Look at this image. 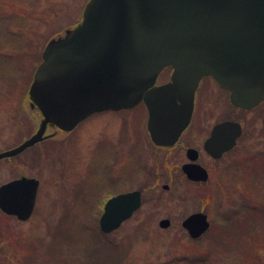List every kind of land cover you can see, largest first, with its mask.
<instances>
[{"label":"rangeland","instance_id":"obj_1","mask_svg":"<svg viewBox=\"0 0 264 264\" xmlns=\"http://www.w3.org/2000/svg\"><path fill=\"white\" fill-rule=\"evenodd\" d=\"M86 1L0 0V123L8 131L19 125L26 136L37 128L42 115L30 106L27 91L40 52L80 20ZM144 118L136 109L109 110L83 120L71 132L54 125L47 129L51 142L41 143L35 159H25L23 166L25 174L39 179L33 214L23 222L2 220L6 244L0 264H264V163L239 165L243 201L232 196L231 202L246 203L247 211H239L240 218L226 225L219 224L201 196L210 184L181 180L177 193L170 186L153 201L148 177L164 169L157 187L169 183L168 167L177 171L179 147L156 148ZM246 151H260L259 141L243 139L217 164L207 163L216 176L220 166ZM134 187L145 192L140 210L116 230L102 233V203L115 190ZM202 204L213 224L192 239L180 222ZM149 216L151 223L139 227ZM162 217L171 220L166 228L158 224Z\"/></svg>","mask_w":264,"mask_h":264},{"label":"water","instance_id":"obj_2","mask_svg":"<svg viewBox=\"0 0 264 264\" xmlns=\"http://www.w3.org/2000/svg\"><path fill=\"white\" fill-rule=\"evenodd\" d=\"M172 67L170 80L154 85ZM212 76L238 106L264 97V0H88L81 20L42 50L29 85L30 100L42 119L37 131L13 150L39 141L47 124L71 130L96 112L131 108L142 101L151 140L171 145L189 122L199 80ZM240 125L223 121L205 148L218 157L230 149ZM192 179L205 180L200 165L185 164ZM38 179L22 177L0 187V208L27 219L34 208ZM140 205L137 190L110 196L98 218L110 232ZM168 227L170 220H159ZM196 211L181 222L192 238L209 227Z\"/></svg>","mask_w":264,"mask_h":264},{"label":"flooded vegetation","instance_id":"obj_3","mask_svg":"<svg viewBox=\"0 0 264 264\" xmlns=\"http://www.w3.org/2000/svg\"><path fill=\"white\" fill-rule=\"evenodd\" d=\"M170 72L171 67H166L165 69H163V71H161V73L158 75L155 85L169 81ZM29 104L32 108L36 107L31 102V100ZM130 109H136L137 111H140L142 115L145 116L143 125L146 129L147 110L143 102H139L137 105ZM207 119L210 121H207ZM223 121H233L239 123L240 134L236 138L235 144L230 149L223 151L218 157H215L206 150L205 143L206 140L210 138L213 127ZM39 124L33 132L24 136L22 133L23 129L20 128L19 125H17L14 130L8 131L6 124L0 123V153L13 150L14 148L18 147L37 131ZM49 127H51V124H48L46 126L39 141L35 142L30 146H27L19 152L0 157V187L14 180H18L24 176L38 179V177L34 175H27L24 173V160L26 159L27 161H32L38 154V146L48 140L49 143L51 142V133L47 132V129ZM243 139L248 142H250L252 139L259 141L260 151H258L257 153L246 151L245 156L238 160L229 161L226 165L220 166V169H218L217 172L218 175H213V166L210 167L211 162L212 164H217L223 158L227 157L228 154L235 149L238 142L242 141ZM151 143L156 148L160 149L172 150L176 147H179L178 153L176 155L179 156L178 159H180V162L176 172L173 171L170 167H168V175L172 177L170 178V180H167L169 183L165 182L161 184V189L157 187V180L162 179L166 175V171L164 169H161L159 171L150 173L148 177L149 181L146 184L148 188L147 190L150 193V198L153 201L157 202L161 191L169 190L170 186H172V188L176 191L175 193H177V188L178 186H180L181 180L186 183H192L194 185L210 184V187H208L204 191L205 194L202 193L201 196L203 199H207V204L211 206L213 212L217 213V215H215L216 219H220L219 224L221 223L222 226L224 224L226 225L229 223L230 220H233L236 217L240 218V216L238 215L239 211L242 212L244 210L245 213L247 211L246 203L243 202V204L240 203L239 205H234L235 203L231 202L232 196L240 197V201H243V198L241 197V192H243V183L237 182L238 179L236 177L239 165L241 163L248 165L251 162H255L257 164L264 163V97L257 103L252 104L250 106L235 105L231 102L230 92L227 89L221 87L211 76H203L194 91L192 111L189 122L187 126L182 130L177 140L171 145H160L152 141ZM208 160H210V164L207 163ZM185 164L200 165L206 170L207 178L205 180L190 178L183 170V165ZM132 190H137L139 192L140 205L136 210L133 211L131 216H129L120 223L118 228L125 222H127L135 213L140 210L146 196L142 187H134L127 189L124 188L117 191L115 190V192L110 195L112 196L118 193ZM205 196L207 198H205ZM105 201L102 203V209L99 216L103 212ZM203 207H206V204H202V209L196 211H202L207 214V218L210 223L207 231H209V229L212 227L213 220L212 218L209 219V214L205 212L206 210ZM192 212L187 213L181 219V222L188 214ZM31 215L29 216V218L31 217ZM8 217L17 219L21 222L29 219L27 218L26 220H21L17 218L16 215L8 214L0 208V250H2L3 248L2 245L6 244L4 236L2 237L3 234L6 235V227L2 220ZM150 217L151 216L147 217L142 222H140L139 227L148 226L151 223ZM162 218H160L159 220H161ZM222 218H225L227 220H222ZM240 223L242 224V222ZM207 231L198 236L197 238L193 239H198L202 237L205 233H207Z\"/></svg>","mask_w":264,"mask_h":264},{"label":"trees","instance_id":"obj_4","mask_svg":"<svg viewBox=\"0 0 264 264\" xmlns=\"http://www.w3.org/2000/svg\"><path fill=\"white\" fill-rule=\"evenodd\" d=\"M222 220H225V221H226L227 219H225V218H222ZM228 220H229V219H228ZM50 253H51V246H50Z\"/></svg>","mask_w":264,"mask_h":264}]
</instances>
